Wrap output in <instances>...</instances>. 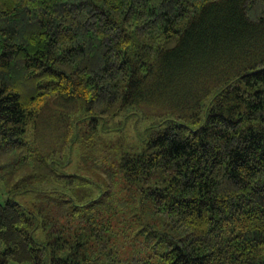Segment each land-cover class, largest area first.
<instances>
[{
    "label": "trees",
    "instance_id": "trees-1",
    "mask_svg": "<svg viewBox=\"0 0 264 264\" xmlns=\"http://www.w3.org/2000/svg\"><path fill=\"white\" fill-rule=\"evenodd\" d=\"M0 264H264V0H0Z\"/></svg>",
    "mask_w": 264,
    "mask_h": 264
},
{
    "label": "rangeland",
    "instance_id": "rangeland-1",
    "mask_svg": "<svg viewBox=\"0 0 264 264\" xmlns=\"http://www.w3.org/2000/svg\"><path fill=\"white\" fill-rule=\"evenodd\" d=\"M72 118L76 120H74L73 129H75L76 124V129L79 130L80 133L78 138L79 142H71L69 144L71 147L70 153L68 151L69 147L66 148V154L68 156L67 160H69V164L65 167H61V169L65 173H79L80 175L89 178L93 182L96 181L94 179V175H97L99 172L94 168L87 167L91 165L93 167L96 166L94 164V160H91V158L86 160L87 157H94L101 155V153L107 155L109 151L110 154L113 155L114 152L112 150H114L113 147L116 145H118L120 149H128L130 147L132 150H139L142 146L140 139L142 138L145 127L151 125L152 122H155L154 119L143 117L133 110H125L109 121H107L108 118H105L104 122H98L95 129H92L94 123L89 124L87 119L83 121V118L80 114L75 115ZM82 141H86L87 143L80 144ZM96 141H99V143H101L103 146L96 148L93 145ZM109 146L111 147L110 149L107 148ZM85 167L89 172H87ZM8 180L11 181L9 178ZM81 185L83 186L85 184ZM54 186L58 187L59 189L62 188L61 185L57 183H54ZM86 186L88 185L86 184ZM96 195L97 193L93 192V196ZM36 238L40 239L41 235H36Z\"/></svg>",
    "mask_w": 264,
    "mask_h": 264
}]
</instances>
